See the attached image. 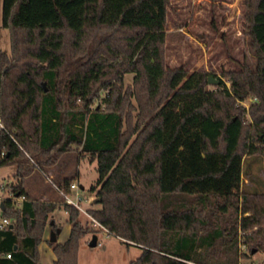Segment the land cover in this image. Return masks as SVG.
<instances>
[{"label": "trees", "instance_id": "trees-1", "mask_svg": "<svg viewBox=\"0 0 264 264\" xmlns=\"http://www.w3.org/2000/svg\"><path fill=\"white\" fill-rule=\"evenodd\" d=\"M169 5L3 0L0 166L17 171L2 201L13 228L0 232V264H41L57 205L29 196L25 172L75 150L98 164L91 216L142 250L130 264H240L264 253V191L243 188L249 158H264V0H243L255 66L223 72L213 88L210 73L168 65ZM65 211L71 231L51 242L52 264H79L90 229L77 208Z\"/></svg>", "mask_w": 264, "mask_h": 264}, {"label": "rangeland", "instance_id": "rangeland-1", "mask_svg": "<svg viewBox=\"0 0 264 264\" xmlns=\"http://www.w3.org/2000/svg\"><path fill=\"white\" fill-rule=\"evenodd\" d=\"M2 7L3 0H0V53H10V33L2 27ZM167 63L172 68L183 67L192 73L208 72L209 78L212 77L218 83L220 79L226 80L223 72L239 70L245 63L254 67L255 54L250 47L249 38L243 33V0H170ZM132 83L133 74H126L125 85L129 86ZM210 85L212 88L215 86ZM251 102L252 99H248L242 102V105L249 109ZM90 159L77 150L66 152L52 166L27 170L25 173L33 174L27 183L34 192L45 189L53 195L54 201L49 203L56 204L57 209L50 214L47 228L52 221L53 231L63 228L61 240H65L70 232L63 193L68 192L67 183L78 185L79 189L74 190L71 195L75 198L78 193L82 197L83 211L79 210V221L90 229L81 240L78 251L79 264H130L140 257L142 250L134 245L128 246L121 239L110 235L90 214V210L99 208L95 201L100 199L96 192L91 191V187L97 184L99 173L97 161ZM254 159L249 158V164L245 165V171L249 168L252 173L248 175L244 173L243 188L264 191V158ZM16 171L13 166H0L2 201L10 197L6 185L13 179ZM56 173H61V178L67 180L64 182L59 180L55 176ZM1 216L3 215L0 209V218ZM93 236L97 237L99 243L96 247L90 246ZM42 243L52 248L47 229ZM239 248L240 253H248L247 246L242 244ZM39 249L41 264H52L55 255L51 251H46V248ZM240 264H264V253H258L249 259H241Z\"/></svg>", "mask_w": 264, "mask_h": 264}, {"label": "crops", "instance_id": "crops-1", "mask_svg": "<svg viewBox=\"0 0 264 264\" xmlns=\"http://www.w3.org/2000/svg\"><path fill=\"white\" fill-rule=\"evenodd\" d=\"M61 173H56L55 174V176L59 179V180H61V181H65V180H67L66 178H61ZM32 176H33V174L32 173H25V176H24V188H25V190L27 191V193L29 194V196L32 198V199H34V200H39V201H43V202H52V201H54V200H52V198H53V195L52 194H50L48 191H46L45 189H43V190H35V192L34 191H32L31 189H30V187H29V185H28V183H27V180L30 178H32ZM52 192V191H51ZM11 195V194H10ZM10 198V197H9ZM22 200L23 199H17L16 200V203H17V205H19L20 206V204H21V202H22ZM67 222H68V215H67ZM54 225V223H53V221L50 223V226L47 228V233H48V235H50V238H51V233H52V226ZM61 229V233L60 234H58L57 235V242L58 243H63V242H65L67 239H68V237H69V235H70V232L68 233V236H67V238L65 239V240H61L60 239V236H61V234H62V232H63V228H60ZM69 230L71 231V226L69 225ZM51 241V240H50ZM44 246V247H43ZM40 248H41V250H42V248H46V251H51L52 253H53V255H54V252H53V249L52 248H50V247H48L47 245H46V243H42L41 244V246H40ZM53 260V262H54V260H55V258H52Z\"/></svg>", "mask_w": 264, "mask_h": 264}, {"label": "built area", "instance_id": "built-area-1", "mask_svg": "<svg viewBox=\"0 0 264 264\" xmlns=\"http://www.w3.org/2000/svg\"><path fill=\"white\" fill-rule=\"evenodd\" d=\"M4 152H1L0 151V157H4ZM68 192H64L63 193V196H64V199H65V202L67 205H70V206H73L75 208H77L78 210L80 211H83V208L81 207V202L83 201L82 197H80L78 195V193L76 194V197H72L71 193L74 191V190H77L79 189L78 185L77 184H69L68 185ZM60 190V189H59ZM62 191V190H61ZM0 202L2 203V199L0 198ZM0 203V205H1ZM2 211V210H1ZM92 218V217H91ZM95 222H97L95 219H93ZM98 223V222H97ZM11 225V221L8 219V218H5L3 216H1L0 218V232L1 231H5L7 230ZM100 225V224H99ZM100 227H102L100 225ZM103 228V227H102ZM104 229V228H103ZM99 244V243H98ZM8 257H10V255H8Z\"/></svg>", "mask_w": 264, "mask_h": 264}, {"label": "water", "instance_id": "water-1", "mask_svg": "<svg viewBox=\"0 0 264 264\" xmlns=\"http://www.w3.org/2000/svg\"><path fill=\"white\" fill-rule=\"evenodd\" d=\"M208 81H209V84H218V82H217L216 80H214L212 77H210V78L208 79ZM259 137H260V138H263V135H262V134H259ZM99 201H100V199H97V200L95 201V203H98ZM0 209H1L2 211L5 210V205H4V203H1V205H0ZM10 228L12 229V228H13V225H10ZM60 233H61V229H60V228H57L56 231H52V233H51V238H50V240H51L52 243L57 242V235L60 234ZM97 245H98L97 237H96V236H93L92 240L90 241V246H91V247H96Z\"/></svg>", "mask_w": 264, "mask_h": 264}]
</instances>
